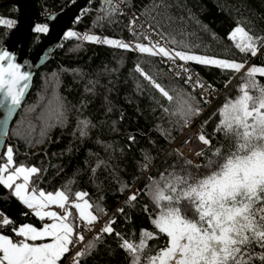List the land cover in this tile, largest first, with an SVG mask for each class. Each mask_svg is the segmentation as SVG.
<instances>
[{"label": "trees", "instance_id": "1", "mask_svg": "<svg viewBox=\"0 0 264 264\" xmlns=\"http://www.w3.org/2000/svg\"><path fill=\"white\" fill-rule=\"evenodd\" d=\"M3 1L0 0V18L14 20L15 7ZM73 1L33 0L39 15L37 23L47 22L44 16ZM118 1L138 20L155 28V33H164L166 39L158 35L174 50L245 64L240 73H235L189 61L209 84L224 88L211 106L192 117L212 146L211 150L208 146L203 149L206 157H201L198 164L205 163L206 158L216 159L214 149L221 145L227 152L229 141L219 131L223 106L234 103L243 94L240 89L251 79L264 86V77L258 73L254 78L246 75L252 66L264 67V47L260 46L264 40V0ZM114 5L106 7L101 0H88L80 10L67 28L76 36L67 37L64 33L58 48L35 71L0 153V167L7 163V150L11 147L13 165L9 170L21 165L40 170L30 177L29 187L69 194L67 206L74 216L78 214L72 206L76 200L73 194L82 192L93 206L89 211L97 220L102 219V227L114 221V232L121 237L104 233L87 239L82 249L87 254L81 264H131L130 254L120 247L121 239L134 245L143 239L144 257L155 255L168 245L169 238L159 233L155 225V218L167 202H156L150 189L154 184L166 188L171 174L179 173L187 160L172 146L183 123L177 124L179 117L172 115L178 101L201 106L197 92L179 81L165 61L135 48L140 37L130 31L125 10H116L118 6ZM237 27L244 28L256 40V56L235 47L237 40L230 36ZM9 29L0 25V44ZM43 33L35 31L34 25L27 52ZM83 35L97 36L100 41L118 40L130 48L86 41ZM173 39L176 43L171 42ZM156 83L173 96L172 102L155 87ZM249 94L255 97L259 92L250 88ZM60 101L66 117L63 122L56 116ZM164 108L169 111L166 113ZM81 121L88 123L82 125ZM24 128H28V137L23 135ZM82 128L86 135H81ZM129 137L135 139L130 141ZM198 172L204 177L210 170L200 168ZM130 188L138 192L135 202L129 200ZM97 208L103 211L97 212ZM2 218L14 221L15 227L22 223L40 226L46 219L41 220L12 189L0 184ZM12 228L0 227V233L17 241L20 237ZM89 242L92 248H87ZM140 264H145V260Z\"/></svg>", "mask_w": 264, "mask_h": 264}, {"label": "snow or ice", "instance_id": "2", "mask_svg": "<svg viewBox=\"0 0 264 264\" xmlns=\"http://www.w3.org/2000/svg\"><path fill=\"white\" fill-rule=\"evenodd\" d=\"M130 23L134 24L135 20ZM13 24L11 20L0 19V25L7 28L13 27ZM35 31L47 32L48 29L37 26ZM158 34L162 39H166L164 33ZM66 35L73 37L76 33L69 31ZM230 38L237 40L235 47L241 52L250 53L251 56L257 55V42L244 28L237 27ZM82 39L99 41L123 49L130 48L127 43L113 39L100 41V38L93 35H84ZM171 42L176 43L174 39ZM260 46L264 47V40L260 42ZM135 48L141 53L161 55L172 60L178 58L185 62L194 61L232 70L235 73H240L245 68L244 63L169 50L159 42L151 47L137 44ZM13 59L8 52H0V96L4 99L10 98L11 105L17 106L28 87L30 75L21 72L20 65L14 63ZM257 73L264 77V67L252 66L246 75L248 78H254ZM188 79L191 80V77ZM155 87L169 102L173 101V96L160 84L156 83ZM250 88L258 90L259 95L255 97L250 95ZM240 91L243 94L234 103H226L223 106V120L220 122L222 127L219 131H222L225 139L229 141L227 152L221 145L214 149L216 159L206 158L203 164H195L188 159L179 173L171 174L166 188L155 184L151 187L156 202H167L155 225L159 233L166 234L169 238L168 245L157 254L144 257L141 252L144 247L143 239L139 245L124 239L120 247L130 254L131 264H140L142 259L145 260V264H255L256 261L264 264V86L251 79L250 84H245ZM201 99L205 103L208 102L204 97ZM62 109L63 101H60L56 116L61 122L66 118ZM163 110L166 113L169 111L167 108ZM199 112V108L181 99L172 115L179 117L177 124H181L182 121L181 126H186L190 125L192 117ZM87 123L81 121L82 125ZM215 131L217 129H214ZM81 135H86L83 128ZM134 139L135 137H129L130 141ZM198 139L211 150L209 138L199 134ZM12 152V148L9 147L7 163L0 167V184L9 189L15 185L14 195L27 208L33 209L41 220L48 218L53 223L38 230L31 225L15 227L11 219H0V227L12 225L14 234L22 237L14 242L7 235L0 234V264H60L62 259L69 256L70 264H81V258L87 254L86 250L76 251L75 255H72L77 244L85 240L79 231L80 225L83 223L87 228L97 221V216L89 211L93 207L92 204L84 199L87 194L82 192L73 194L77 200L83 201L82 204L73 205L79 211L78 216H74L67 206L70 196L65 191L53 194L33 188L29 192L30 177L38 174L40 170L20 166L9 172V166L13 165ZM196 155L206 157L203 150L198 151ZM200 168L209 169V174L201 177L198 172ZM5 173L7 175H4ZM21 179V183H16ZM137 196L138 192L133 193L129 200L135 202ZM50 205H55L63 214L45 211ZM96 211L103 210L97 208ZM118 211L123 212V209ZM113 223L114 221H110L102 227L97 236L107 233L121 237L120 233L114 232ZM46 238H51L52 242L28 243ZM92 246L91 242L87 244V248ZM257 248L261 251L257 252Z\"/></svg>", "mask_w": 264, "mask_h": 264}, {"label": "water", "instance_id": "3", "mask_svg": "<svg viewBox=\"0 0 264 264\" xmlns=\"http://www.w3.org/2000/svg\"><path fill=\"white\" fill-rule=\"evenodd\" d=\"M3 2L12 4L15 7L16 15L13 27L9 29L0 44V52H8L14 58L13 62L20 65L21 72H27L30 75V79L27 81L28 87L24 90V95L19 105L12 106L10 98L4 99L3 96H0V153L5 143L8 127L29 92L35 71L45 64L51 54L58 48L64 32L72 21L76 19L88 0H74L67 6L44 16L43 18L47 21L48 31L43 33L30 52H27L26 44L34 25L39 20L33 0H5ZM101 3H106V7H109L112 1L101 0ZM4 63L7 64V62ZM10 108L11 112H9Z\"/></svg>", "mask_w": 264, "mask_h": 264}, {"label": "built area", "instance_id": "4", "mask_svg": "<svg viewBox=\"0 0 264 264\" xmlns=\"http://www.w3.org/2000/svg\"><path fill=\"white\" fill-rule=\"evenodd\" d=\"M111 1V4H116L118 6L116 10H125L118 0ZM124 13L130 19V22L135 20L134 24L130 23V31L140 37V44L151 47L153 44L159 42L161 46H165L169 48V50H173V48L169 47L166 42L162 40L160 36L151 29L150 26L138 20L129 11L125 10ZM158 56L161 61H165L170 66L171 72L179 81L187 85L192 91L197 92V96L201 101V106H199L200 113L204 112L206 108L211 106L223 92L224 88H219L217 86L209 84L208 81L201 76L198 70H196V68H194V66L189 61H181L178 58L172 60L161 55ZM185 69H187V71H185ZM188 77H191V80H189ZM199 85H204V87L201 88ZM201 97H204L208 102L205 103L201 99ZM199 134H202V132L200 130L198 122L196 121V119H192L190 125L180 126L179 134L173 141L172 146L175 151L178 152L181 156L191 159L194 162L198 161L200 157H197L196 153L198 151H202L206 147L202 142L199 141ZM186 140L189 142L185 143ZM130 191L131 192L128 193L129 196L135 193V190L133 188H130ZM102 226V219L93 222V224L88 226L87 228L83 223H81L79 231L83 234L85 240L84 242L77 244L76 249L72 252V255H75L76 251H81L83 249L87 239L96 238L97 233L100 232ZM123 240L124 239H121V242H123ZM70 261L71 257L69 256L66 259H62L60 264H70Z\"/></svg>", "mask_w": 264, "mask_h": 264}, {"label": "rangeland", "instance_id": "5", "mask_svg": "<svg viewBox=\"0 0 264 264\" xmlns=\"http://www.w3.org/2000/svg\"><path fill=\"white\" fill-rule=\"evenodd\" d=\"M0 19H3V18H0ZM7 20H9V19H7ZM11 21H13L14 22V20H11ZM37 26H41V27H47V22H43V23H36L35 24V28L37 27ZM236 29V28H235ZM235 29H233L232 30V32L235 30ZM67 32H69V30L67 29L66 30V32H64V33H67ZM231 32V33H232ZM84 36V35H83ZM239 39V34H238V37H237V40ZM201 56H205V55H201ZM257 67H260V66H257ZM28 134H29V131H28V128H24V130H23V135H25L26 137H28ZM201 158V157H200ZM200 158H199V160L198 161H193L195 164H198L199 162H200ZM187 160H188V158H186ZM4 165V164H3ZM2 165V166H3ZM22 166V165H21ZM16 167H20V166H16ZM24 167V166H23ZM25 168H31V167H25ZM13 170V169H12ZM12 170H9V172L10 171H12ZM4 175H7V173H5ZM22 182V179L21 180H17L16 181V183H21ZM14 188H15V185H13V188H12V190H13V192H14ZM32 189H33V187H29V192H31L32 191ZM57 191H55V192H51V191H49V192H45V193H53V194H55ZM77 200V199H76ZM75 201V200H74ZM73 201V203L75 204V202ZM69 210H70V208H69ZM34 211V210H33ZM45 211H57L58 213H60V214H63V211L62 210H60V209H58L55 205H50L47 209H45ZM157 219H159V216H157L156 218H155V221L157 220ZM51 223H53V221L52 220H50V219H48V218H46L44 221H42V224L40 225V226H35V225H33V224H31V223H22V224H20V225H18V227L19 226H22V225H31V226H33V227H35V228H37L38 230L39 229H42L43 227H45L47 224H51ZM0 234H2V233H0ZM3 235H5V234H3ZM8 236V235H7ZM9 237V236H8ZM20 239H22V237H20L18 240H20ZM17 240V241H18ZM14 241V240H13ZM14 242H16V241H14ZM52 241H51V238H46V239H42V240H39V241H35V242H33V241H28V243H36V244H44V243H51Z\"/></svg>", "mask_w": 264, "mask_h": 264}, {"label": "crops", "instance_id": "6", "mask_svg": "<svg viewBox=\"0 0 264 264\" xmlns=\"http://www.w3.org/2000/svg\"><path fill=\"white\" fill-rule=\"evenodd\" d=\"M45 192V191H44ZM75 203H83V201H81V200H75L74 201ZM74 205V203L72 202V206ZM76 210V212H77V214H79V211L77 210V209H75Z\"/></svg>", "mask_w": 264, "mask_h": 264}, {"label": "flooded vegetation", "instance_id": "7", "mask_svg": "<svg viewBox=\"0 0 264 264\" xmlns=\"http://www.w3.org/2000/svg\"><path fill=\"white\" fill-rule=\"evenodd\" d=\"M257 252L261 251L259 248L256 249ZM255 264H260L259 261H256Z\"/></svg>", "mask_w": 264, "mask_h": 264}, {"label": "bare ground", "instance_id": "8", "mask_svg": "<svg viewBox=\"0 0 264 264\" xmlns=\"http://www.w3.org/2000/svg\"><path fill=\"white\" fill-rule=\"evenodd\" d=\"M71 27V26H70Z\"/></svg>", "mask_w": 264, "mask_h": 264}]
</instances>
